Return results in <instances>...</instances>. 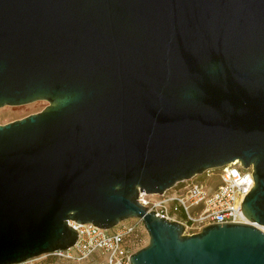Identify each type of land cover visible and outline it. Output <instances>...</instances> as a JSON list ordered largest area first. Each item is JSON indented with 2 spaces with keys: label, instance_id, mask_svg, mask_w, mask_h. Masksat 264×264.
<instances>
[{
  "label": "water",
  "instance_id": "1",
  "mask_svg": "<svg viewBox=\"0 0 264 264\" xmlns=\"http://www.w3.org/2000/svg\"><path fill=\"white\" fill-rule=\"evenodd\" d=\"M0 264L142 219L130 264H264V0H0ZM240 162L249 223L186 234L140 193Z\"/></svg>",
  "mask_w": 264,
  "mask_h": 264
},
{
  "label": "built area",
  "instance_id": "2",
  "mask_svg": "<svg viewBox=\"0 0 264 264\" xmlns=\"http://www.w3.org/2000/svg\"><path fill=\"white\" fill-rule=\"evenodd\" d=\"M253 173V167L246 169L237 161L205 172L204 181L194 177L180 182L163 195L140 193L138 201L148 208V213L155 212L157 217L182 223L189 235L211 225L249 223L241 207L255 186ZM206 180H217L219 184L210 187ZM181 214L185 221L179 220ZM131 221L122 222L112 230L100 229L93 224L71 223L78 233L75 245L51 256L83 262L98 255L103 264H130V257L142 247L143 235L147 232L142 219Z\"/></svg>",
  "mask_w": 264,
  "mask_h": 264
},
{
  "label": "rangeland",
  "instance_id": "3",
  "mask_svg": "<svg viewBox=\"0 0 264 264\" xmlns=\"http://www.w3.org/2000/svg\"><path fill=\"white\" fill-rule=\"evenodd\" d=\"M49 106V103L46 101H37L31 104L22 105V106H5L0 108V125H6L17 120H21L30 115L37 114L45 110ZM194 179L199 181L205 180V175H198ZM210 187H216L219 184L217 180L205 181ZM126 223H131L132 221H125ZM144 242L141 248L145 247L149 243V235L148 233H144L143 235ZM140 248V249H141ZM23 264H103L102 259L98 255L92 257L91 259L83 262H75L69 260H55L51 255H44L39 258L32 259Z\"/></svg>",
  "mask_w": 264,
  "mask_h": 264
},
{
  "label": "trees",
  "instance_id": "4",
  "mask_svg": "<svg viewBox=\"0 0 264 264\" xmlns=\"http://www.w3.org/2000/svg\"><path fill=\"white\" fill-rule=\"evenodd\" d=\"M179 220H181V221H185V217H184V215L183 214H181V215H179ZM138 250H140V249H138ZM137 250V251H138ZM56 261L57 260H64V259H61V258H58V257H55V256H52ZM103 261V260H102ZM104 263V262H103Z\"/></svg>",
  "mask_w": 264,
  "mask_h": 264
}]
</instances>
